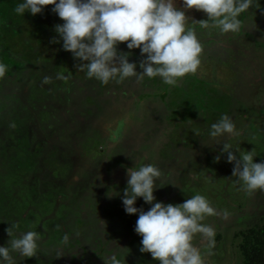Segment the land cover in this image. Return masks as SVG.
Listing matches in <instances>:
<instances>
[{"label":"rangeland","instance_id":"1","mask_svg":"<svg viewBox=\"0 0 264 264\" xmlns=\"http://www.w3.org/2000/svg\"><path fill=\"white\" fill-rule=\"evenodd\" d=\"M20 2L0 0V62L8 66L0 79V247L15 224L14 233L41 237L37 256L12 253L16 264H104L113 255L121 264H159L140 252L138 214H126L121 199L127 169L153 164L161 171L154 202L200 194L216 210L202 221L215 230L212 254L200 235L193 240L205 264H250V249L239 245L252 230L264 240V191L243 190L222 148L264 162V0H253L240 30L227 34L201 28L206 15L174 0L203 45L197 72L175 87L159 77L88 78L79 68L86 62L63 49L52 6L18 15ZM117 51L130 52L142 72L139 49L120 43ZM224 114L239 135L217 143L209 133ZM135 206L151 207L142 198ZM258 248L253 258L264 264Z\"/></svg>","mask_w":264,"mask_h":264},{"label":"clouds","instance_id":"2","mask_svg":"<svg viewBox=\"0 0 264 264\" xmlns=\"http://www.w3.org/2000/svg\"><path fill=\"white\" fill-rule=\"evenodd\" d=\"M252 4L253 0H182L181 8L203 12L207 19L197 21L201 28L212 27L227 34L240 30L238 17ZM47 6H52V12L63 21L54 26L63 49L75 60L86 62L79 65L80 70L102 84L131 77L138 81L159 77L164 84L175 87L186 75L195 74L201 64L203 45L195 28L187 26L185 11L178 9L174 0H22L14 11L18 15L27 11L35 16ZM120 43H126L129 50L139 49L141 56L146 57L139 62L142 72H136V64L129 62L130 52L117 51ZM7 71L8 66L0 62V79ZM48 82L46 77L44 83ZM209 135L219 143L221 137L231 138L239 132L231 117L224 114L211 125ZM230 149L228 143L223 144L227 162H234L232 176L238 177L243 190L264 191V162H254L253 151L238 157ZM219 159L217 156L216 160ZM126 174L127 187L121 199L126 214H138L134 231L142 238L140 252L149 253L159 264H205L204 255L193 240L200 235L208 255L212 254L215 230L202 221L217 212L207 198L196 194L175 205L154 202L160 169L144 164L128 168ZM137 198L151 205L149 210L137 208ZM17 227L10 224L5 230L10 239L8 246L0 247V264H16L12 253L22 258L37 256L40 234L36 231L16 234ZM68 239L65 234L64 242ZM104 264L121 261L113 255Z\"/></svg>","mask_w":264,"mask_h":264},{"label":"trees","instance_id":"3","mask_svg":"<svg viewBox=\"0 0 264 264\" xmlns=\"http://www.w3.org/2000/svg\"><path fill=\"white\" fill-rule=\"evenodd\" d=\"M250 233H252V235H251L252 238H251V241L248 242V238L250 237ZM256 235H257V237H256ZM258 235H260V233L255 234V232L253 230L250 231L249 236L247 238H245V242L242 245L241 244L239 245V248H242L243 252H245L246 249L248 251L250 249L251 253L244 255L245 258L250 259V262H249L250 264H256V263L262 264V261H258V262L255 261V259H261V257L253 258V255L255 253H257V249H259L258 247H261V249H263V247H264V240H263V242H262V240H257V239H259ZM258 251H260V250H258Z\"/></svg>","mask_w":264,"mask_h":264},{"label":"flooded vegetation","instance_id":"4","mask_svg":"<svg viewBox=\"0 0 264 264\" xmlns=\"http://www.w3.org/2000/svg\"><path fill=\"white\" fill-rule=\"evenodd\" d=\"M246 60H247V58H245V59H243L242 61L244 62V67H247V65L245 64V62H246ZM256 70V69H255ZM253 82V81H252Z\"/></svg>","mask_w":264,"mask_h":264},{"label":"crops","instance_id":"5","mask_svg":"<svg viewBox=\"0 0 264 264\" xmlns=\"http://www.w3.org/2000/svg\"><path fill=\"white\" fill-rule=\"evenodd\" d=\"M263 36H264V34H263ZM252 48V47H251ZM251 50V49H250Z\"/></svg>","mask_w":264,"mask_h":264}]
</instances>
